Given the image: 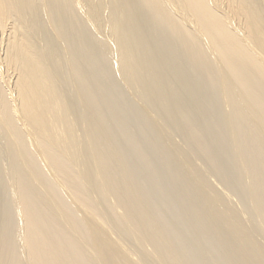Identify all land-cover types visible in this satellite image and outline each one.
<instances>
[{
    "label": "bare ground",
    "instance_id": "bare-ground-1",
    "mask_svg": "<svg viewBox=\"0 0 264 264\" xmlns=\"http://www.w3.org/2000/svg\"><path fill=\"white\" fill-rule=\"evenodd\" d=\"M0 264H264V0H0Z\"/></svg>",
    "mask_w": 264,
    "mask_h": 264
}]
</instances>
